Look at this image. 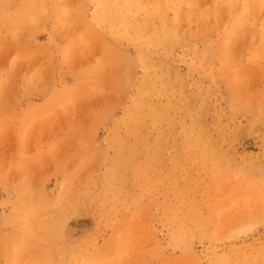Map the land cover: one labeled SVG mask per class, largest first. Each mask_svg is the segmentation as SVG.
<instances>
[{"label":"rangeland","instance_id":"374dc122","mask_svg":"<svg viewBox=\"0 0 264 264\" xmlns=\"http://www.w3.org/2000/svg\"><path fill=\"white\" fill-rule=\"evenodd\" d=\"M125 1L0 0L1 208L14 211L1 219L2 264H264L262 34L230 31L240 7L229 0L208 21L164 2L162 22L147 19L155 0L134 9ZM196 6L216 11L215 0ZM17 12L30 21L13 27ZM256 12L246 13L262 33ZM117 13L130 24L100 22ZM134 19L146 21L140 38ZM141 85L145 115L129 121ZM45 94L56 101L29 105ZM14 110H25L22 154ZM189 129L202 145L186 146Z\"/></svg>","mask_w":264,"mask_h":264},{"label":"bare ground","instance_id":"6f19581e","mask_svg":"<svg viewBox=\"0 0 264 264\" xmlns=\"http://www.w3.org/2000/svg\"><path fill=\"white\" fill-rule=\"evenodd\" d=\"M108 1H111V0H108ZM116 1V3H118V0H115ZM230 1V4L232 5V6H238V7H240V10H239V12H237L236 13V15H233L232 16V22L234 23V25H233V28L230 30L231 32L233 31V33L236 35V36H241L242 38L241 39H243L244 37L243 36H245V35H241V32L242 33H246V34H249L250 33V36L252 37V39H254V38H256V37H258V36H260L261 34V38H264V26L262 27V33H260L259 31H258V26L259 25H257L256 26V22L255 21H252L253 19H251V17L250 16H248V14L246 13L247 11H262V10H264V0H229ZM56 2V1H55ZM164 2H166V3H168V4H173V5H177L178 6V11H177V14H178V16H187V17H189V16H191V15H194V12L196 13V15H194V16H199V17H204V19L203 20H212V19H215V18H217V17H215L216 15H218L219 13H220V11H221V9H219V7L221 6V5H223V0H215V9H216V11H215V13H209V11H205V12H203V13H200V12H198L197 10H196V8H197V6H196V4H197V0H162L161 2H159L158 0H155V12L153 13V14H149V15H147L148 16V20H153V19H160V21L162 22V19H163V16L160 14V12H158L157 10H162V8H164V7H166V3H164ZM210 2V1H209ZM116 3L114 4L115 6H116ZM125 3L128 5V7L129 8H137V7H141L142 5H143V3H144V0H126L125 1ZM103 4L104 5H106L107 4V1H104L103 2ZM208 4V3H207ZM116 7H118V6H116ZM4 9H5V7L4 6H1L0 5V11H1V17L3 16V14H5L4 12ZM218 12V14H216ZM48 14V13H47ZM252 14H253V12H252ZM256 14H258V12H256ZM21 13H19V12H17L16 13V21L15 22H13L12 23V26L13 27H16L18 24H19V22L20 23H24V21L23 20H25L26 22L28 21H30V19H31V16L30 15H25L24 17H23V20H20V17H21ZM142 15V14H141ZM215 15V16H214ZM249 15H251V14H249ZM20 16V17H19ZM219 16V15H218ZM258 16H256V18H257ZM133 18H134V16H133ZM221 18V17H220ZM4 19V18H3ZM190 19V18H189ZM1 20V19H0ZM110 21L111 22V25H113V23H114V21H117V20H120L124 25H129L130 24V20H129V18H127V17H121L118 13L117 14H115V15H112V16H110V17H108V18H106V17H104L103 15L102 16H100V22H103V21ZM135 20V19H134ZM218 20V19H217ZM230 20V19H229ZM252 21L251 22V28L250 29H244V26L245 25H247L246 23L248 22V21ZM257 20V19H256ZM3 21V20H2ZM219 21V20H218ZM224 21V20H223ZM7 22H8V20H7ZM212 22H214V21H212ZM6 23V22H5ZM9 23V22H8ZM203 23H205V22H203ZM244 23V24H243ZM9 24H11V22L9 23ZM145 24H146V21H141V22H138V21H134V23H133V27H135L136 28V38H140L141 37V29L145 26ZM157 24V23H156ZM24 25H25V23H24ZM203 27H205L204 25H202ZM213 26V25H212ZM221 26V25H220ZM206 27H208V26H206ZM210 28V27H209ZM235 28V29H234ZM23 34V33H22ZM25 35H27V33L25 34ZM62 35V34H61ZM123 36H125V38L127 39V40H130V38H131V36L129 35V34H126V35H123ZM163 36H165V34L164 35H162V37L160 36V39H158V35H155L154 36V38H153V42L154 43H156V44H158V42L160 43L161 41H163L162 40V38H163ZM202 37H204V34H202L201 35ZM232 35H230V36H228L227 38H229V37H231ZM248 36V35H247ZM247 36H246V38H247ZM21 38V37H20ZM240 38V37H239ZM248 38H249V36H248ZM241 39H239V41L241 40ZM245 39V38H244ZM243 39V40H244ZM24 40V39H23ZM243 40H241L240 42L242 43V44H244L243 43ZM246 40V39H245ZM23 42V41H22ZM88 42V41H87ZM91 42V41H90ZM116 41H115V39L113 38V41L111 42V47L112 48H114V49H117L118 48V44L117 43H115ZM83 43H85V42H83ZM2 44V43H1ZM91 44V43H90ZM93 45H94V42L92 43ZM86 45H89V42L88 43H86ZM93 45L91 46V47H93ZM85 46V45H84ZM90 46V45H89ZM89 46H88V48H89ZM90 47V48H91ZM97 47V46H96ZM85 48H87V46L85 47ZM89 48V49H90ZM83 49V47L81 48V49H79L78 51L79 52H84L85 50H82ZM91 49H93V48H91ZM80 50H82V51H80ZM240 50V49H239ZM90 51V50H89ZM224 51V50H223ZM93 52H94V50H93ZM97 52H98V50H97ZM225 52V51H224ZM259 52V50H251L250 52H249V55L250 56H252V57H256ZM99 53V52H98ZM236 54H238V53H236ZM11 55V54H10ZM98 55V54H97ZM96 55V56H97ZM34 56V55H33ZM44 56V55H43ZM79 56V55H78ZM32 57V56H31ZM36 57V56H35ZM211 57V56H210ZM42 58V57H41ZM142 58H144V55H143V53L141 52L140 54H139V59H142ZM238 55H237V59H236V61L238 60ZM29 59V58H28ZM31 59V58H30ZM34 59V58H33ZM32 60V59H31ZM31 60H29V61H31ZM37 60V59H36ZM35 60V61H36ZM105 60V59H104ZM40 61V60H39ZM19 62H20V60H19ZM37 63H39V62H37ZM103 64H104V62H102ZM111 63H114V62H111ZM110 63V64H111ZM123 63V62H122ZM121 62L119 63V64H122ZM33 63H31V65H32ZM34 64H35V62H34ZM34 64H33V66H34ZM125 64H127L126 62L124 63V65ZM37 65V64H36ZM113 65H115V64H113ZM117 65V64H116ZM116 65H115V67H116ZM111 65H109L108 67H110ZM234 66V65H233ZM105 67V66H104ZM103 67V68H104ZM119 67V66H118ZM121 67V66H120ZM241 67V66H240ZM251 68H253V66L251 65L250 66ZM255 67V66H254ZM242 68V67H241ZM256 68V67H255ZM109 69V68H108ZM254 69V68H253ZM17 70V69H16ZM103 70V69H102ZM101 70V72L100 73H102L103 71ZM106 72H107V70H105ZM122 72V71H121ZM116 73V72H115ZM114 73V74H115ZM43 74V73H42ZM45 75V74H44ZM47 75V74H46ZM111 75V74H110ZM116 75V74H115ZM133 76V75H132ZM182 76V75H181ZM180 76V77H181ZM239 76H241V75H239ZM47 78V77H46ZM106 78V77H105ZM134 78V77H133ZM182 78V77H181ZM239 78H244V76H242V77H239ZM80 79V78H79ZM246 79V78H245ZM43 80H45V77H43ZM37 81H39V80H37ZM63 81H65V80H63ZM43 82H45V81H43ZM43 82H42V84H43ZM79 83V85H77L76 84V88H77V91L79 90V89H81L82 87H79V86H81V85H85L84 83H82V82H78ZM239 83H240V81H239ZM256 84V83H255ZM45 85V84H44ZM48 85V84H47ZM66 87V86H65ZM245 87V86H244ZM2 88H4V87H2ZM100 88H103V87H100ZM106 88V87H105ZM142 88H143V85H141V86H139V88H138V97L135 99V108L134 109H132L129 113H133V115H129V113H127L126 115H127V118H128V120L129 121H136L137 122V120L139 119V118H136V114H141V116H143V115H145V107L147 106V104H146V102H145V100L141 97V91H142ZM5 89V88H4ZM50 89V88H49ZM104 89V88H103ZM74 90H75V88H73V89H71V91L70 92H68V94H70L71 92H74ZM106 90V89H105ZM245 90H246V88H245ZM250 90V89H249ZM252 90V89H251ZM250 90V91H251ZM50 91V90H49ZM48 92V91H47ZM66 92V89L65 90H63V92H61V93H59V94H64ZM98 92V91H97ZM101 92V91H100ZM242 92V91H241ZM5 93H6V91H5ZM4 93V94H5ZM99 93V92H98ZM104 92H102V94H103ZM71 94H73V93H71ZM101 94V95H102ZM107 94V93H106ZM241 94V93H240ZM244 94V93H243ZM255 94V93H254ZM97 95H99V94H97ZM104 95V94H103ZM121 95V94H120ZM260 95V94H259ZM124 96V95H123ZM122 96V97H123ZM91 98V97H90ZM93 98H94V96H93ZM126 98V97H125ZM245 98V97H244ZM54 99H56V98H54ZM105 100V99H104ZM13 101V100H12ZM80 102V101H79ZM11 103V102H10ZM76 103H78V102H76ZM84 104V103H83ZM167 105H169L170 106V104H172V102H168V103H166ZM251 104H253V102L251 103ZM250 104V105H251ZM75 105V103L73 104V106ZM134 106V105H133ZM28 107H30V106H28ZM75 107V106H74ZM80 106H78V108H79ZM173 107V106H172ZM242 108V107H241ZM75 109V108H74ZM80 109V108H79ZM78 109V110H79ZM150 110V109H149ZM255 111H260L261 112V114H259V113H257V117L256 118H258V119H260V116L259 115H261V117L263 116L264 117V107H262V106H259L257 109H255ZM46 112V111H45ZM70 112V111H69ZM241 113V112H240ZM71 115V114H70ZM129 115V116H128ZM253 115H255V114H253ZM56 116H58L57 114H56ZM252 116V115H251ZM55 117V116H54ZM54 117H52V119L54 118ZM64 117V116H63ZM255 117V116H254ZM4 118V117H3ZM61 118V117H60ZM60 118H59V120H60ZM253 118V117H252ZM56 120H58V118H55ZM49 120V119H48ZM50 120H51V118H50ZM84 120V119H83ZM1 121V120H0ZM45 121H47V120H45ZM53 121V120H52ZM55 121V120H54ZM47 122H49V121H47ZM46 122V123H47ZM57 122V121H56ZM59 122V121H58ZM97 122V121H96ZM158 122V121H157ZM49 123H51V122H49ZM54 123V122H53ZM139 123V122H138ZM44 124V123H43ZM56 124V123H55ZM42 125V124H41ZM114 125V124H113ZM143 126V125H142ZM45 128V127H44ZM34 127H33V132H34ZM257 130V129H256ZM35 131H37V130H35ZM136 131H134V133H135ZM143 132V131H142ZM11 134V133H10ZM133 134V133H132ZM140 134V133H139ZM184 134H186V136H185V138H186V140H185V144H186V146L187 147H193V145H195V146H200V145H202V143L203 142H196V143H194L193 142V137L195 136V130L194 129H189V130H186V131H184ZM32 135V134H31ZM33 135H36V134H33ZM245 135V134H244ZM38 136V135H37ZM46 136V135H45ZM85 136V135H84ZM135 136V135H134ZM33 138V137H32ZM139 138H141V137H139ZM4 139V138H3ZM31 139V138H30ZM142 139H144V138H142ZM155 139L157 140V143L159 144L160 143V139H161V137H160V135H159V133H157L156 134V136H155ZM139 140V139H138ZM30 141V140H29ZM33 141V140H32ZM144 141V140H143ZM0 143H2V142H0ZM35 143V142H34ZM3 144V143H2ZM2 144H1V146H2ZM229 144V143H228ZM75 145V144H74ZM5 146V145H4ZM33 146V145H32ZM157 147V146H156ZM32 148V147H31ZM7 153V152H6ZM14 154V153H13ZM9 155V154H8ZM1 156V155H0ZM9 157V156H8ZM2 161V160H1ZM5 161V160H4ZM63 161V160H62ZM72 161V160H71ZM100 161V160H99ZM243 161V160H242ZM73 162V161H72ZM77 163V162H76ZM6 164V163H5ZM68 164V163H67ZM13 165V164H12ZM5 166V165H4ZM67 167H69V166H67ZM93 167V166H92ZM12 168V167H11ZM10 170V169H9ZM83 174V173H82ZM29 175V174H28ZM35 175V174H34ZM81 175V174H80ZM17 177V176H16ZM30 177V176H29ZM78 177V176H77ZM10 179V178H9ZM37 180V179H36ZM84 180V179H83ZM24 181V180H23ZM32 181V180H31ZM34 181V180H33ZM15 182V181H14ZM37 182V181H36ZM73 182V181H72ZM140 182V181H139ZM231 183H233V182H231ZM74 184V183H73ZM32 185V184H31ZM37 185V184H36ZM34 186V185H33ZM72 186V185H71ZM70 186V187H71ZM74 186V185H73ZM258 186V185H257ZM38 187V186H37ZM77 187H80V185L78 186L77 185ZM82 187V186H81ZM36 188V187H35ZM69 188V187H68ZM71 188H74V190H75V187H71ZM71 188H69V191H73V189H71ZM246 188V187H245ZM30 189V188H29ZM71 189V190H70ZM82 189V188H81ZM33 190V189H32ZM71 191V192H72ZM77 191V190H76ZM32 192V191H31ZM35 192V191H34ZM71 192H69L70 194H72ZM257 192V191H256ZM241 194V193H240ZM31 195V194H30ZM68 194H66V196H67ZM73 195H74V193H73ZM71 196V195H70ZM37 197V196H36ZM69 197V196H68ZM75 197V196H74ZM81 197V196H80ZM264 197V196H263ZM70 198V197H69ZM68 198V199H69ZM72 198V197H71ZM259 198V197H258ZM66 199V201H68V199H67V197L65 198H62V202H64V200ZM251 199V198H250ZM253 199V198H252ZM261 199V198H260ZM259 199V200H260ZM31 200H32V198H31ZM30 200V201H31ZM42 200V199H41ZM231 200V199H230ZM36 201V200H35ZM65 201V202H66ZM253 201H254V199H253ZM255 201H257L258 202V200L256 199ZM261 201H264L263 199H261ZM32 202V201H31ZM30 202V203H31ZM62 202L60 201L59 203H61L60 204V207H61V205H63L62 204ZM72 202V201H71ZM241 202V201H240ZM260 202V201H259ZM36 203V202H35ZM67 203V202H66ZM256 203V202H255ZM264 203V202H263ZM41 203H39V205H40ZM67 204H69V201H68V203ZM72 204H73V202H72ZM238 204H240L239 202H238ZM252 204H253V202H252ZM254 205V204H253ZM55 206V205H54ZM63 206H66V205H63ZM41 207V206H40ZM43 207V206H42ZM52 207H53V205H52ZM57 207V206H56ZM59 207V208H60ZM69 207V206H68ZM73 207H75L74 205H73ZM250 207H252V206H250ZM255 207V206H254ZM54 209H55V207H53ZM53 208H52V210H53ZM77 208H78V205H77ZM260 208V207H259ZM56 209H58V207L56 208ZM55 209V210H56ZM235 210V209H234ZM233 210V211H234ZM238 210V209H237ZM236 210V212H239V211H237ZM254 210V209H253ZM46 211V210H45ZM54 211V210H53ZM53 211H51V212H53ZM58 211V210H57ZM39 212V211H38ZM51 212H50V214H51ZM55 213H56V211H55ZM49 214V215H50ZM232 214H234V213H232ZM240 214V213H239ZM254 214V213H253ZM36 216H37V214H35ZM38 215H39V213H38ZM237 215V214H236ZM252 215V214H251ZM31 216V215H30ZM43 216V215H42ZM46 216V215H45ZM50 216H53V214L52 215H50ZM35 218V217H34ZM234 218V217H233ZM46 219V218H45ZM44 219V220H45ZM49 219H50V221H51V219H53V218H50L49 217ZM54 219H56V217L54 218ZM253 219V218H252ZM147 220V219H146ZM226 220V219H225ZM231 220H232V215H231ZM31 221V220H30ZM43 221V220H42ZM38 222V221H37ZM235 223V222H234ZM32 224H33V222H32ZM41 224V223H40ZM47 224V223H46ZM51 224V223H50ZM29 225V224H28ZM227 226V225H226ZM25 227H27V226H25ZM42 227V226H41ZM106 228V227H105ZM31 229V228H30ZM45 230V227L43 226V228H42V231H44ZM49 229V228H48ZM51 229V228H50ZM65 229V228H64ZM169 230V229H168ZM46 231V230H45ZM32 232V231H31ZM54 232V231H53ZM68 232V231H67ZM51 233V232H50ZM124 233V232H123ZM224 233H225V231H224ZM231 233V232H230ZM236 233V232H235ZM35 234V233H34ZM33 234V235H34ZM42 234H44L43 232H42ZM196 234V233H195ZM229 234V233H228ZM32 235V234H31ZM45 235V234H44ZM126 235V234H125ZM237 235V234H236ZM28 236V235H27ZM35 236V235H34ZM39 236V235H38ZM43 236V235H42ZM62 236V235H61ZM127 236V235H126ZM231 236V235H230ZM31 237V236H30ZM123 237H124V235H123ZM232 237V236H231ZM28 238V237H27ZM33 238V237H32ZM38 238V237H37ZM43 238V237H42ZM61 238V237H60ZM64 238V237H63ZM67 239V238H66ZM163 239V238H162ZM63 240V239H62ZM128 240V239H127ZM47 241V240H46ZM127 242V241H126ZM124 243V242H123ZM60 245V244H59ZM123 245V244H122ZM125 245H127V243L125 244ZM149 245V244H148ZM10 246V245H9ZM8 246V247H9ZM32 246V245H31ZM44 247V246H43ZM42 247V248H43ZM49 248V247H48ZM129 248V247H128ZM48 250V249H47ZM54 251V250H53ZM124 251V250H123ZM123 251H122V253H123ZM3 252V251H2ZM6 252V251H5ZM129 252V251H128ZM207 252V251H206ZM8 253V252H7ZM50 253V252H49ZM54 253V252H53ZM71 253V252H70ZM212 254V253H211ZM214 254V253H213ZM220 254V253H219ZM35 255V254H34ZM54 255V254H53ZM69 255H71V254H69ZM74 255V254H73ZM3 256H5V255H3ZM32 256V255H31ZM30 256V257H31ZM126 256V255H125ZM54 257V256H53ZM73 257V256H72ZM104 257V256H103ZM102 257V258H103ZM123 257V256H122ZM223 257V256H222ZM125 258V257H124ZM149 258V257H148ZM55 259V258H54ZM120 259V258H119ZM223 259V258H222ZM51 260V259H50ZM61 260V259H60ZM128 260V259H127ZM219 260V259H218ZM228 260V259H227ZM54 261V260H53ZM64 261V260H63ZM100 260H98V261H96V263L97 262H99ZM108 261H110V260H108ZM114 261V260H113ZM116 261V260H115ZM118 261V260H117ZM124 261V260H123ZM229 261V260H228ZM228 261H226V263L228 262ZM106 261H104V263H105ZM122 262V261H121ZM233 262H234V260H233ZM235 262H236V260H235ZM63 263V262H62ZM61 263V264H62ZM95 263V264H96ZM107 263V262H106ZM110 263V262H109ZM119 263V262H118ZM253 263V262H252ZM34 264V263H33ZM46 264H48V263H46ZM94 264V263H93ZM213 264V263H212ZM233 264V263H232Z\"/></svg>","mask_w":264,"mask_h":264},{"label":"crops","instance_id":"0c3cea01","mask_svg":"<svg viewBox=\"0 0 264 264\" xmlns=\"http://www.w3.org/2000/svg\"><path fill=\"white\" fill-rule=\"evenodd\" d=\"M62 86L64 88L66 86V84L63 83ZM58 90L60 91L61 88H58ZM52 97H54V96L53 95H49V94H45L41 98H37V100H33L32 101L33 103H30L29 105H37V106L39 105V106H42V107L43 106L46 107V106H48V105H50V104H52V103H54L56 101ZM30 100L31 99H27L26 101H30ZM10 114H11V117L13 119H15L16 126H17V134L18 135H17V142H16L17 145H16V151H15V153L22 154V153L25 152L24 151V148L26 147L23 144V142L21 141V137H22V135H24L23 134L24 131L21 130V126L24 123V120H22V118L25 117V110H24V112H23V110H14V111H11ZM7 197H8V194L2 193V190L0 189V249H1V234L3 232V226L1 224V219H2V217H11L12 214L14 213L13 210H9L8 211V209L7 210H3V208H1L2 202H6L7 199H8ZM9 199L11 200V198H9ZM4 230H5V232H9L8 231L9 230V227L8 226L4 227ZM69 233H70V235H72V236L75 237V235L71 231H69ZM0 264H2L1 256H0Z\"/></svg>","mask_w":264,"mask_h":264}]
</instances>
